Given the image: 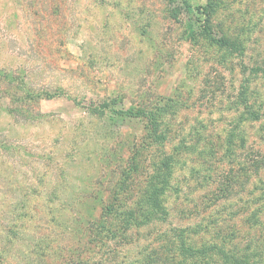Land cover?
I'll return each instance as SVG.
<instances>
[{
  "label": "rangeland",
  "instance_id": "1",
  "mask_svg": "<svg viewBox=\"0 0 264 264\" xmlns=\"http://www.w3.org/2000/svg\"><path fill=\"white\" fill-rule=\"evenodd\" d=\"M31 1L0 0V68L12 64L18 74L28 71L38 89L61 86L65 92L39 100L38 107L46 115L39 122L37 117L26 121L21 115L11 116L3 107L13 106V102L0 94V223L18 226L6 228L8 232L0 226V264L58 263L61 258L47 257V251L66 242L75 245L76 240L75 224L66 210L73 207L86 215L93 205L89 200L92 193L123 181L121 173L128 169L125 160L134 143L147 140L144 120L110 124L106 119L114 112L98 116L88 112L90 104L123 95L124 101L116 109L126 108L130 102L147 105L157 94L169 96L180 87L183 103L190 106L182 120H209V126L218 132L231 120L227 96L235 92L234 75L240 62L239 57L232 59L231 70L230 56L194 39L200 29L195 30L196 23L191 29L184 28L182 19L191 15L180 0H62L63 19L51 22L45 32H41L43 24H35L36 32L50 42L48 53L43 48L47 42L37 47L25 39L33 23L22 9L33 10L37 0ZM190 2L192 7L210 8L215 22L237 21L243 35L249 32L245 35L246 63L264 55V0ZM258 81L255 95L264 101V80ZM201 88L207 90L201 93ZM249 131L253 133L254 128ZM257 137L256 145L264 147ZM50 159L58 161V166L54 163L51 167ZM225 167L230 169L228 164ZM127 172L138 182L144 178ZM196 180H190L196 190H191L188 198L189 189L185 182L180 183L181 198L196 199L210 187H199L201 176ZM254 186L247 184L246 188ZM242 188L243 184L232 189L228 199H247V190ZM253 191L260 195V188ZM171 195L166 197L170 202L175 199ZM125 248L112 242L108 249L119 250L118 259L126 254L132 259L142 246ZM103 251L107 250L94 247L89 263L103 261L107 255Z\"/></svg>",
  "mask_w": 264,
  "mask_h": 264
},
{
  "label": "trees",
  "instance_id": "2",
  "mask_svg": "<svg viewBox=\"0 0 264 264\" xmlns=\"http://www.w3.org/2000/svg\"><path fill=\"white\" fill-rule=\"evenodd\" d=\"M180 1L186 14L201 16L182 19L184 28L191 29L196 23L195 30L200 29V34L194 33V39L220 51L224 57L230 56L231 70L234 67L232 59L240 58L234 75L237 80L235 92L227 96L231 120L218 132L209 126V120L183 121L190 106L183 103L180 87L169 96L157 94L147 105L130 102L128 107L116 109L124 101L123 95L88 104V112L98 116L114 112L112 118L106 119L110 124H116L117 120L121 123L138 118L144 120L147 140L134 143V149L125 160L128 169L121 173L123 181L92 193L89 200L93 205L86 215L73 207L66 210L68 214L59 211L60 215L67 214L68 219L74 221L76 240L75 245L66 242L57 246L56 252L47 251V257L61 258L54 264H264V147L256 145L259 144L257 136L264 142V101H258L255 95V82L264 80V55L249 65L244 61L247 52L245 35L249 32L243 35L237 28V21L215 22L214 13L207 6L192 7L190 0ZM61 2L37 0L33 10L23 6L25 17L31 18L33 23L24 34L30 45L38 47L40 42H47L43 48L49 53L50 42L36 32L35 24H43L41 32H45L51 22L58 23L63 19L66 13ZM11 67L12 64L0 68V94L8 95L13 102V106L3 109L11 116H23L26 121L37 117L39 122L46 116L38 107L39 100L62 94L64 88L38 89L28 71L18 74ZM206 90L200 89L201 93ZM250 128H254L253 133ZM51 160L47 161L51 167L54 163L58 166V161L53 163ZM226 164L230 169L226 170ZM139 166L146 170H140ZM16 170L20 171V168ZM130 170L138 177H144L143 180L138 182L131 178L127 172ZM178 170L182 175L177 174ZM200 176L203 183L199 187L209 185L207 191L201 196L198 193L196 199L181 198L180 183L185 182L189 189L188 198L191 190H196L190 180L197 179V183ZM252 179L259 180L260 185ZM241 184L242 190H247L248 198L228 199L230 191ZM247 184L255 186L247 189ZM255 188H260V195L254 193ZM168 195H175V199L168 201ZM0 226L5 231L18 227L16 223L8 226L0 223ZM12 237L17 238L14 233ZM110 242H117L127 251L132 245L142 248L132 255V259L127 254L118 259L120 251L109 250ZM97 246L107 250L103 251V255H107L103 261L89 263L90 252Z\"/></svg>",
  "mask_w": 264,
  "mask_h": 264
}]
</instances>
